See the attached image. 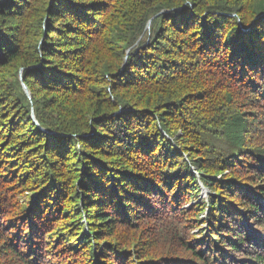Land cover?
Masks as SVG:
<instances>
[{"label":"trees","instance_id":"trees-1","mask_svg":"<svg viewBox=\"0 0 264 264\" xmlns=\"http://www.w3.org/2000/svg\"><path fill=\"white\" fill-rule=\"evenodd\" d=\"M263 130L264 0H0V264H264Z\"/></svg>","mask_w":264,"mask_h":264},{"label":"rangeland","instance_id":"rangeland-1","mask_svg":"<svg viewBox=\"0 0 264 264\" xmlns=\"http://www.w3.org/2000/svg\"><path fill=\"white\" fill-rule=\"evenodd\" d=\"M21 71H22V68L19 69V72H18L19 75H20ZM20 78H21V75H20ZM21 82H23V81H21ZM23 91H24V89H23ZM28 97L30 98V92H29V96ZM32 111H33V109H32ZM32 111H31V114H32ZM31 114H30V117H31ZM33 114H34V112H33ZM40 128H42V127H40ZM259 130H260V128L257 127V129L254 131L255 135L258 134V133H260ZM43 131H46V130L43 128ZM205 215L206 214L202 215V217L205 216ZM193 226H194V224H192V227ZM181 229H182V222H181V220L178 221V220H175V219L173 220L172 219L170 223H166L164 225V228L163 229L160 226L158 230H156V229L153 230V231H155L154 233L147 232L149 234L150 238L154 242L152 241L151 244H149L146 241V239H147L148 236H145L144 246L147 247L148 245H153V246L156 245L157 247L170 248V249H172V251H170V252L172 253L173 256H179V254H182V246H180L181 240L184 239V238H182L183 235H184L182 232L183 231L184 232H187L191 228H188L187 231L181 230ZM195 232L196 233L198 232L197 228H195L194 230L191 231V235H195ZM179 237L182 238V239H179Z\"/></svg>","mask_w":264,"mask_h":264},{"label":"water","instance_id":"water-1","mask_svg":"<svg viewBox=\"0 0 264 264\" xmlns=\"http://www.w3.org/2000/svg\"><path fill=\"white\" fill-rule=\"evenodd\" d=\"M125 59H127V56L125 57ZM22 87H23L24 91L26 92V94L29 96V91L27 90V87L23 82H22ZM31 117L34 120V122H36L33 111H32ZM36 123L38 124V122H36ZM41 130H43V128H41Z\"/></svg>","mask_w":264,"mask_h":264}]
</instances>
